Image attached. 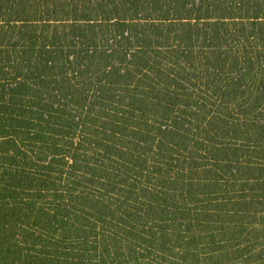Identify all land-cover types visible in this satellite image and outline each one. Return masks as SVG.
Wrapping results in <instances>:
<instances>
[{
	"label": "trees",
	"instance_id": "obj_1",
	"mask_svg": "<svg viewBox=\"0 0 264 264\" xmlns=\"http://www.w3.org/2000/svg\"><path fill=\"white\" fill-rule=\"evenodd\" d=\"M0 264H264V0H0Z\"/></svg>",
	"mask_w": 264,
	"mask_h": 264
}]
</instances>
